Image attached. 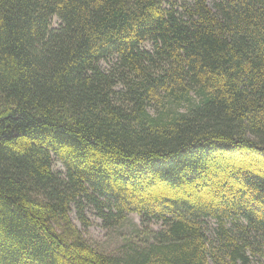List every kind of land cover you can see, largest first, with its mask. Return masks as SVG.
Wrapping results in <instances>:
<instances>
[{
    "label": "trees",
    "instance_id": "1",
    "mask_svg": "<svg viewBox=\"0 0 264 264\" xmlns=\"http://www.w3.org/2000/svg\"><path fill=\"white\" fill-rule=\"evenodd\" d=\"M0 264H264V0H0Z\"/></svg>",
    "mask_w": 264,
    "mask_h": 264
},
{
    "label": "rangeland",
    "instance_id": "2",
    "mask_svg": "<svg viewBox=\"0 0 264 264\" xmlns=\"http://www.w3.org/2000/svg\"><path fill=\"white\" fill-rule=\"evenodd\" d=\"M51 23L54 27H56L58 24L57 18L53 17L51 19ZM144 47L149 48L150 44L145 43ZM100 65L102 68L107 69L109 68L110 63L103 60L100 62ZM53 169L55 171H58L61 176H64L65 168L61 164V162L55 158L53 160ZM95 212L96 210L92 206L87 205L85 207L84 214L90 221V225L86 228L81 225L74 208L72 209L70 216L74 223L82 231L83 236L88 240V242L104 249L107 252L116 251L124 235H128L130 232L134 231L137 226L140 225V217L136 213H130L127 219L122 224H120L119 226L117 225L112 229H108L103 226L101 218H99ZM207 223L210 228L215 226L214 219H208ZM151 226L154 228H159L160 223L152 222Z\"/></svg>",
    "mask_w": 264,
    "mask_h": 264
}]
</instances>
